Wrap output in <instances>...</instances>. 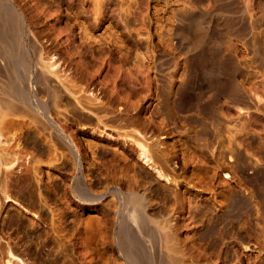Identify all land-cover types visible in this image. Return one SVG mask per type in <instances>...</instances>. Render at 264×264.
I'll use <instances>...</instances> for the list:
<instances>
[{
    "label": "rangeland",
    "instance_id": "obj_1",
    "mask_svg": "<svg viewBox=\"0 0 264 264\" xmlns=\"http://www.w3.org/2000/svg\"><path fill=\"white\" fill-rule=\"evenodd\" d=\"M2 1L25 63L0 59V264H131L125 225L168 264H264V0ZM209 112L242 127L220 159Z\"/></svg>",
    "mask_w": 264,
    "mask_h": 264
},
{
    "label": "bare ground",
    "instance_id": "obj_2",
    "mask_svg": "<svg viewBox=\"0 0 264 264\" xmlns=\"http://www.w3.org/2000/svg\"><path fill=\"white\" fill-rule=\"evenodd\" d=\"M207 30V29H206ZM205 33V31H204ZM207 37V36H206ZM20 43H19V22H18V18L17 16L15 15L13 9L11 8V6H9V4L3 2L2 0H0V59L2 58L5 62V67L7 70H14L15 71V68H16V65L17 64H24L25 63V58H24V55L23 53L21 52L20 50V47H19ZM17 71V70H16ZM8 73V74H7ZM6 74V81L4 84V92H5V95H10L9 97L13 96L14 97H17V98H24L25 96V89L26 87H24V85L20 82V80H18L19 78L14 74V73H11V72H7ZM23 76V75H22ZM21 76V77H22ZM17 78V80H16ZM38 79V78H37ZM2 87V86H1ZM226 89H227V93L233 95H237L238 92H241V91H238V88L235 84L233 83H228L225 85ZM220 90V89H219ZM240 90V89H239ZM3 92V93H4ZM241 94V93H240ZM235 97L237 99H239V95ZM241 97V96H240ZM244 98V97H243ZM242 98V99H243ZM236 99V101H237ZM242 99L240 98L239 100L242 101ZM4 100V99H3ZM18 100V99H17ZM189 100V99H188ZM238 100V101H239ZM244 101V99H243ZM189 102V101H188ZM6 103V102H5ZM9 105V104H8ZM7 106V105H6ZM11 111V110H10ZM6 112V111H5ZM212 112V111H211ZM180 113V112H179ZM199 113V112H198ZM194 114V113H193ZM207 116L204 115V117H208L210 119V122L213 124L214 126V129H213V132L212 134L210 133L209 136L211 137H217L218 138V142L219 140H221L222 143H224L223 141L225 140L224 138L228 135L230 137V133L228 135H224L221 134V131H219L217 129V123L218 121V117L217 116V113H206ZM6 115V114H5ZM192 115V114H191ZM199 117V116H198ZM197 116H192L191 118V121L192 123H194V126L195 125H200L201 127L204 126V117L203 118H198ZM208 125V123H207ZM197 127V126H196ZM238 127V126H236ZM203 128V127H202ZM205 128V126H204ZM200 129V128H199ZM208 129V128H207ZM227 129V128H226ZM242 129L241 128H238L236 131H234V133L231 134V137L230 138H227L226 140L228 141L225 144H223V150H219L218 151V156H216L217 159H220V158H223V156L225 155L226 153V150H234L232 145L234 144L233 142H235L234 140V135L237 131L240 132V130ZM222 130V129H221ZM209 131V129H208ZM211 131V130H210ZM242 131V130H241ZM195 132L193 135L194 137H196L198 135V130L197 128L193 131ZM229 132H232V131H229ZM224 133V132H223ZM226 133V131H225ZM224 133V134H225ZM223 136V137H222ZM193 137V138H194ZM200 138V137H199ZM205 138V137H204ZM254 138V137H253ZM201 139V138H200ZM209 139V138H208ZM214 139V138H213ZM196 140H197V137H196ZM233 140V142H232ZM205 141V140H204ZM210 142V141H209ZM208 142V143H209ZM233 144H232V143ZM263 142V141H262ZM206 143V142H205ZM257 144V143H256ZM196 145V144H195ZM231 145V146H230ZM254 145V144H253ZM205 147V146H204ZM221 147V146H220ZM238 147V146H237ZM198 148V147H197ZM146 150L143 151V155H142V158L145 160V162H147V164L150 165V167H153L149 161L150 159L146 157L145 155V152ZM240 151V150H239ZM233 152V151H232ZM234 153V152H233ZM236 154V153H235ZM227 155V154H226ZM238 156V154H237ZM231 158H232V155H231ZM240 158V157H239ZM149 160V161H148ZM243 160V159H242ZM246 163V162H245ZM163 172H161L159 170V175L160 176H164V174H162ZM256 174V173H255ZM258 177V173L255 175ZM260 176V175H259ZM260 179V178H258ZM248 180V179H247ZM131 189V188H130ZM256 190V189H255ZM258 192V191H257ZM132 194V193H131ZM232 196V195H231ZM241 197V196H240ZM230 198V197H229ZM229 198H226V199H229ZM243 197L239 198L237 196V194L234 193V195L231 197L230 199V203L229 205L230 206H233L234 208L235 205H242L241 203L243 202L242 199ZM242 199V200H241ZM246 199V198H245ZM250 200V199H249ZM224 202V201H223ZM244 202H246L244 200ZM126 203H129L130 204V213H131V218L133 220V222H135L138 226H139V229H142L143 231H146V227L144 226L145 223H146V217L144 215V206L143 205V197L141 194H138V193H134L132 194L129 198H126ZM197 203V202H196ZM145 204V203H144ZM227 205V204H226ZM244 205V204H243ZM129 206V205H128ZM195 208H196V211L199 210L198 208V205L197 204H194ZM224 207V206H223ZM232 207V208H233ZM195 208H194V211H195ZM207 209V208H206ZM234 210V209H233ZM232 211V209H231ZM200 212V211H199ZM199 212H195V213H198ZM202 212V210H201ZM204 212V211H203ZM229 213V212H228ZM230 214V213H229ZM228 214V215H229ZM195 215V214H194ZM227 215V214H226ZM226 215H223L226 216ZM232 216V215H231ZM197 218V215L195 217V219ZM228 218V216H227ZM225 218V219H227ZM194 219V220H195ZM218 219V218H217ZM223 219V218H222ZM224 219V220H225ZM215 221V220H214ZM219 222V221H218ZM218 224V223H217ZM216 224V225H217ZM222 225V224H221ZM126 226V225H125ZM120 227L119 231H118V243H119V246L121 247V250L123 252V254L126 256V258L128 259V261L131 263V264H168V262L166 261V258H160L161 260L159 261V257L157 255V258H152L150 255V253H148L146 250H144L143 248L141 249L140 248V245L138 246V239L137 237H135V235L133 234L134 232L131 231L130 227L127 226V227ZM210 226V225H209ZM208 226V227H209ZM219 226V225H218ZM205 228L202 229L201 231L198 232L199 236L201 238L203 237H207L208 235H210V230L211 229L210 227L209 228ZM134 228V227H133ZM212 230V229H211ZM194 234V233H193ZM154 238V237H153ZM204 239V238H203ZM152 242H153V239H152ZM144 244V243H143ZM154 244V243H152ZM146 246V245H145ZM13 255V254H12ZM195 257V256H194ZM171 258V257H170ZM177 261V260H176ZM180 261V259H179ZM177 263V262H176ZM6 264H15L13 260L11 259H8L6 260ZM20 264H26L24 262H21ZM181 264V263H180Z\"/></svg>",
    "mask_w": 264,
    "mask_h": 264
}]
</instances>
